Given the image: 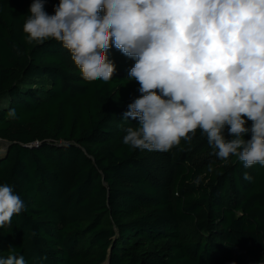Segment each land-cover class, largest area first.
Instances as JSON below:
<instances>
[{
  "label": "trees",
  "instance_id": "1",
  "mask_svg": "<svg viewBox=\"0 0 264 264\" xmlns=\"http://www.w3.org/2000/svg\"><path fill=\"white\" fill-rule=\"evenodd\" d=\"M32 2L0 0V185L13 186L25 206L0 227V259L264 261V166L220 161L199 131L168 152L124 145L125 129L139 123L122 120L142 95L128 77L135 59L112 47V80L85 81L61 42L26 43ZM58 3L46 0L44 10L52 15Z\"/></svg>",
  "mask_w": 264,
  "mask_h": 264
},
{
  "label": "clouds",
  "instance_id": "2",
  "mask_svg": "<svg viewBox=\"0 0 264 264\" xmlns=\"http://www.w3.org/2000/svg\"><path fill=\"white\" fill-rule=\"evenodd\" d=\"M45 2L29 7L26 43L61 42L85 81L112 80V47L135 59L128 77L142 95L122 120L139 123L124 145L168 152L199 131L220 161L264 166V0H59L52 15ZM24 207L0 185V227ZM0 264L26 262L10 254Z\"/></svg>",
  "mask_w": 264,
  "mask_h": 264
},
{
  "label": "rangeland",
  "instance_id": "3",
  "mask_svg": "<svg viewBox=\"0 0 264 264\" xmlns=\"http://www.w3.org/2000/svg\"><path fill=\"white\" fill-rule=\"evenodd\" d=\"M1 104H5V102L3 101V103ZM5 146H6V143L0 141V153H2L5 150Z\"/></svg>",
  "mask_w": 264,
  "mask_h": 264
}]
</instances>
